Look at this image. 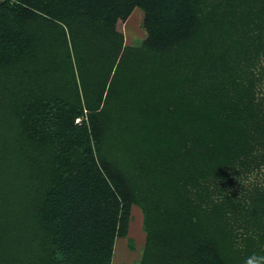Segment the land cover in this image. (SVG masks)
Returning <instances> with one entry per match:
<instances>
[{"label": "trees", "instance_id": "1", "mask_svg": "<svg viewBox=\"0 0 264 264\" xmlns=\"http://www.w3.org/2000/svg\"><path fill=\"white\" fill-rule=\"evenodd\" d=\"M132 205L121 264H264V0H0V264H112Z\"/></svg>", "mask_w": 264, "mask_h": 264}, {"label": "rangeland", "instance_id": "2", "mask_svg": "<svg viewBox=\"0 0 264 264\" xmlns=\"http://www.w3.org/2000/svg\"><path fill=\"white\" fill-rule=\"evenodd\" d=\"M142 17L141 8L135 7L123 26L126 44L136 45L143 39L145 31L142 27ZM144 240L145 232L142 229V213L139 207L132 205L126 235L117 237L115 240L112 264L139 261ZM129 245L133 246L132 249H130Z\"/></svg>", "mask_w": 264, "mask_h": 264}]
</instances>
